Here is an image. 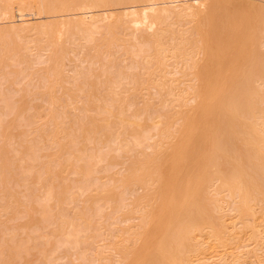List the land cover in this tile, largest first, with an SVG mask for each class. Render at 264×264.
<instances>
[{"label":"bare ground","instance_id":"6f19581e","mask_svg":"<svg viewBox=\"0 0 264 264\" xmlns=\"http://www.w3.org/2000/svg\"><path fill=\"white\" fill-rule=\"evenodd\" d=\"M189 1L0 0V188L4 186L0 190V216L17 214L18 218H23L25 215L24 208V214L19 213L18 200L6 186L12 182L11 168L21 163V174L19 171L17 176L45 185L42 196L35 194L43 198L35 211L42 220L59 223L45 235L34 234L35 240H40L35 246L30 247L29 242H13L14 235L12 244H0V264L22 262L32 248L39 247L37 244L42 243V238L38 252L43 256L52 258V253L61 252L60 247L66 246L67 251L78 247L75 251L87 243L77 259L88 261L89 252H85L92 249L86 247L104 233L100 232L101 222H96L95 218L101 220L106 216H110L112 222L121 217H124L121 221L131 220L132 216L139 218L138 224L123 229L119 237L112 230L110 248L115 251L114 260L121 264H208L206 252L212 249L219 253L218 248L236 241L241 234L248 233L255 241L264 239V6ZM15 11L19 13L16 15ZM27 15H39L41 21L31 22ZM16 16L19 18L15 19ZM59 17L63 19L55 21ZM23 36L27 40L40 36L45 43L38 52H48V57L39 60L49 66L40 73L43 88L50 92L64 79L66 64L63 66L61 60L67 57L65 52L72 45L83 49L86 55L83 60L93 65L101 61L102 55L110 60L109 53L114 55L117 51H122L120 54L127 59V66L113 59V69H107L105 62L98 75L90 66L75 70L71 75L68 73V83L73 82L75 88L86 92L83 96L88 106L86 116L74 117L73 112L69 121L61 118L58 122L55 117H61L64 109L61 113H46L51 125L45 129V146L50 149L57 146L58 150L39 171H36L38 161L42 162L39 148L45 147L39 146L43 143L41 140L30 141L27 158L14 147L16 143L8 147L5 141L21 118L22 98H17V91L20 94L19 84L24 75L21 73L26 66L24 62H28H22L20 70L9 66H17L21 59L30 61L26 50L31 44L20 43L16 38ZM55 36L63 41L58 44ZM131 45L135 49H129ZM22 50L25 53L22 54ZM133 54L140 61L132 59L128 63ZM174 73L181 76L176 77ZM35 77L28 79L31 85ZM100 77L103 80L99 81ZM182 83L184 86H180ZM14 86H18L17 90ZM150 87L166 93L157 94L161 97L159 103L155 98L158 104L145 94L143 105H137L135 93H147ZM95 89L105 93L88 95ZM67 97L72 103L73 97ZM49 100L57 102L53 96H49ZM35 114V117L42 116ZM10 115L14 117L8 120L6 117ZM84 141L94 145L87 149ZM17 145L22 147L20 143ZM105 148L108 150L104 151ZM126 156L129 160L122 164L127 167L120 176L98 175L106 169L101 166L103 162L115 164L111 161ZM67 171L77 176V181L73 180L76 184H66L59 190L54 180ZM73 189L77 192H71ZM22 194L26 201L28 194ZM131 194L134 199L126 202L132 199ZM83 196L88 204L80 207L76 201L80 203ZM69 202L76 205L72 203L68 209L63 203ZM54 205L61 206L55 221L53 209L57 206ZM112 213L121 214L112 218ZM108 227L106 229L111 226ZM38 228L36 233L42 230ZM2 231V236L6 235ZM56 234H61L63 239L57 235L59 239L55 240L58 241L53 240ZM255 250H249L248 255ZM233 255L228 251L217 259L215 254L212 259L215 257L217 261L213 264H239L242 257ZM95 259L107 260L102 264L114 262L103 249L96 252Z\"/></svg>","mask_w":264,"mask_h":264},{"label":"rangeland","instance_id":"374dc122","mask_svg":"<svg viewBox=\"0 0 264 264\" xmlns=\"http://www.w3.org/2000/svg\"><path fill=\"white\" fill-rule=\"evenodd\" d=\"M189 2H192V0H190ZM206 2L208 3V4H210V3H212V4H219V3H225V2H230V3H238V2H243V3H255V4H257V5H261V6H264V1L263 0H206ZM121 11V10H120ZM120 11H117V12H120ZM16 12V15L19 13V11H15ZM38 17H39V15H27V19H29V21H31V22H34V21H41L40 19H38ZM72 17H76V16H72ZM17 18H19V17H17L16 16V18L15 19H17ZM63 18H61V17H59V18H56V20L55 21H59V20H62ZM47 21H50V20H48L47 19ZM17 23H20V21H18L17 20ZM31 36V35H30ZM29 36V37H30ZM27 37H28V35H27ZM17 39H18V41L19 40H21V42L20 43H23V44H25V43H27L28 45L29 44H31V45H29L31 48H28L27 50H26V53H28L29 54V58H30V61L28 60L27 61V59H25V60H23V59H21V61H20V63L19 64H17V66H13V65H11V66H9V68H17L18 70H20V69H22V65H23V63L22 62H24V61H26V62H28V64H26L25 62H24V64L27 66L28 65V67H26V66H23V73H21L22 75H23V78H24V80H23V78L21 77V80H20V82L22 81V84L20 85L19 84V88H20V86H21V92H20V94H19V92L17 91V95H18V97L17 98H19V99H21L22 98V100H21V105H20V116H21V118H19L20 120L19 121H17V124H18V126H16L15 128H13L11 131H10V133H9V137H8V140L6 139L5 141H6V146H8L9 147V145L11 146L12 145V147L14 146V143H16V146H14V147H16L18 150L20 149V155H22L23 157H26L25 155H26V153H27V151H29V145L31 144V142L30 141H32V142H34V143H37V142H35V140L37 141V138H38V140H41V142H43L44 143V145H43V143H39L40 141H38V143L40 144H38L40 147L41 146H45L46 145V143H47V139H46V137H45V129H47V126L49 127L50 125H51V123H50V121H49V119H48V117L47 116H45L46 115V113L47 112H49V111H54V112H66V115L67 116H69V117H67L66 115H63V113H62V115H63V117H62V115H61V117L58 115V117L60 118H58V117H55V120L56 121H58V122H60L61 121V118L62 119H64V121L65 120H68L69 121V118H70V116L72 117L73 116V114H75L74 115V117L75 116H78L79 115V117H81L82 116V118L83 117H85L86 116V110H85V107H88L87 106V103L85 104V101H84V99H83V96H85L86 95V92H83V91H81L80 89V91L78 90V88L76 89L75 87H74V85H72V83L71 82H69L68 83V81L66 80V76H70L71 74H73V73H75L76 71L75 70H80L81 68L82 69H84L85 67L84 66H90L91 68H92V70L95 72V73H97V75L98 74H100L101 72H102V70H103V64L105 63V67L107 68V69H113V64H114V60L113 59H115V60H117V61H119V62H121V64L123 65V66H125L126 65V63H127V59H125L126 58V55H122V54H120V53H122V51H120V52H113V53H115L114 55H111V53H109L110 55H109V57H110V60L109 59H106V58H103V55H102V58H101V61L98 63V64H95V65H93L92 63H90V61H84L83 59H85V54H84V52H82V50L78 47V45H77V47L75 46V45H72L74 48H73V50L71 49L72 48V46H71V50H72V53L70 52V49L69 50H67L66 52H65V57L66 58H64V60H61V63H62V65L64 66L65 64V67H66V71H65V68L63 67V70H64V79H61L60 81H59V86L58 87H56L57 86V84L54 86V88H53V91H49V90H45L44 88H43V84H42V82H41V73H43V71H46V68H48V66H49V63H43V62H40V60L41 61H43V60H45L47 57H48V52H38V50L39 51H41L42 49H43V45L45 44L44 43V41H42V39L40 38V36H32V38L30 37V39L29 40H27V38H26V36H23V38L21 39V38H19V37H16ZM41 39V40H38V39ZM26 39V40H25ZM33 39V40H32ZM55 39L57 40V38H56V36H55ZM23 41V42H22ZM32 41H33V43H35V41H38L37 43H35L34 45H33V43H32ZM42 42V43H40V42ZM58 41V44L59 43H61V41H63V39H61V40H57ZM40 43V44H39ZM26 44V45H27ZM66 45V44H65ZM28 46V47H29ZM132 46V45H131ZM129 46V49H131V48H133V49H135V47L134 46ZM35 47V48H34ZM41 49V50H40ZM79 49H80V52H79ZM32 50V51H31ZM29 51H31V54H30V52ZM84 51V50H83ZM82 52V53H81ZM86 52V51H85ZM23 53H25V51H23L22 50V54ZM37 53V54H36ZM39 53H41L42 54V57L41 56H38V54ZM68 54V55H67ZM80 54V55H79ZM40 55V54H39ZM43 55H45V56H43ZM116 55V56H115ZM39 58H38V57ZM114 56H115V58H114ZM28 58V59H29ZM78 58V59H77ZM40 59V60H39ZM66 59V60H65ZM68 59V60H67ZM104 59H106V60H104ZM122 59L124 60L125 59V61L123 62L122 61ZM129 60H128V63H129V61H131L132 59H134L133 61L134 62H139L140 61V59H139V57L137 58V56H135L134 54L133 55H131V57H129L128 58ZM38 60H39V62H38ZM83 60V61H82ZM112 60H113V63L111 64V62H112ZM121 60V61H120ZM109 61V62H108ZM66 62V63H65ZM22 63V64H21ZM31 64H33V67H30L31 66ZM81 64V65H80ZM19 65V66H18ZM79 65V66H78ZM92 65V66H91ZM101 65H103V66H101ZM67 66H69L70 68H68ZM109 66V67H108ZM127 66V65H126ZM84 67V68H83ZM103 67V68H102ZM26 68H28V69H26ZM39 68H43V69H39ZM26 69V70H25ZM96 69V70H95ZM39 70V71H38ZM38 71V72H37ZM42 71V72H41ZM75 71V72H74ZM41 72V73H40ZM28 73V74H27ZM37 73V74H36ZM70 75H69V74ZM32 74H36L35 76L34 75H32ZM174 74H176V73H174ZM21 75V76H22ZM25 75H29V77L28 76H25ZM177 75V74H176ZM176 75H172V76H176ZM31 76V77H30ZM170 76V75H169ZM181 76V74H179L178 73V75L176 76V77H180ZM26 77H28V78H26ZM32 77H35V79H33L32 81H33V85H31L30 84V82L29 81H31V80H28V79H32ZM39 79V80H38ZM103 80V78H101L100 77V79L98 78V80L100 81V80ZM64 80H66L67 82H65ZM39 82V83H37V85H35L36 84V82ZM27 82H28V84H27ZM71 83V84H70ZM30 84V85H29ZM79 84V83H78ZM184 83H182V85L180 84V86H184L183 85ZM34 86H38V88H34ZM41 86H42V88H41ZM14 88V90H17V88H18V86H14L13 87ZM12 88V89H13ZM26 88V89H25ZM27 88L29 89V90H27ZM60 90H59V89ZM157 89V88H156ZM155 88H152V87H150L148 90H146L147 91V93L145 92V91H143V92H138V93H135V96H136V94H137V98H138V103H137V105H143V97H145V94L147 95L146 97H148V98H150V100L152 99V101L151 102H155L156 104H158L159 102H160V98L159 97H157V94H158V96H162L164 93H166V92H161V91H159V89H157L156 90ZM26 90V91H25ZM32 90V91H31ZM153 91V93L152 92H150V91ZM31 91V92H30ZM56 91H59L58 92V94H57V92ZM99 91L100 90H97V89H95V91H93L92 90V92H88V95H91L92 97H94V96H99L100 94H104L105 92L102 90V92L101 93H99ZM156 91V92H155ZM154 92L156 93V95H153L154 94ZM29 93V94H28ZM44 93L45 94H47L48 93V95H46V97H44L45 95H44ZM142 93H143V95H142ZM13 94H16V91H13ZM161 94V95H160ZM30 95V96H29ZM67 95L68 96H72L73 97V101H72V103L71 102H68L69 100H70V97H67ZM81 97H80V96ZM107 95V94H106ZM49 96H53V97H55V98H57V102L56 101H53V100H49ZM62 97H63V100H62ZM158 98L157 99V101H158V103L155 101V98ZM46 98V99H45ZM35 99V100H34ZM69 99V100H68ZM80 99H82V100H80ZM78 100H80V101H78ZM140 100V101H139ZM45 101V102H44ZM71 101V100H70ZM30 104H29V103ZM61 102V103H60ZM96 102V101H95ZM191 103H193V101H190ZM57 105H56V104ZM70 104V105H69ZM55 105V106H54ZM29 106V107H28ZM39 106H40V108H39ZM61 107V108H60ZM76 107V108H75ZM28 108V109H27ZM44 108H46V109H44ZM58 108V109H57ZM60 108V109H59ZM81 108V109H80ZM31 109V110H30ZM64 109V110H63ZM63 110V111H62ZM67 110H69L68 112H67ZM71 110H73V111H71ZM23 111H25L24 113H22ZM36 111H38V112H36ZM44 111V112H43ZM71 112V113H70ZM74 112V113H73ZM81 112V113H80ZM84 112V114H82ZM92 112V111H91ZM28 113H31L32 114V116H31V114H28ZM35 113H39L40 115H42V116H38V114H37V116L39 117V119H37L38 117H35ZM68 113V114H67ZM73 113V114H72ZM77 113V114H76ZM23 114V115H22ZM55 115H57V114H55ZM81 115V116H80ZM19 116V117H20ZM25 118H23V117ZM31 116V117H30ZM64 116H66V118H64ZM14 117V115H10V116H8V117H6L8 120H10V119H12ZM30 117V118H29ZM40 117H42V118H40ZM24 119V120H23ZM28 119H30L32 122H29L28 121ZM34 121H33V120ZM18 120V119H17ZM26 121V122H25ZM49 121V122H48ZM31 123V124H30ZM43 124V125H42ZM28 125V126H27ZM40 125H41V127H40ZM37 126H39V127H37ZM37 127V128H36ZM46 127V128H45ZM55 127V126H54ZM40 128V129H39ZM15 129V130H14ZM36 129V130H35ZM38 129V130H37ZM31 131V132H30ZM39 133V134H38ZM19 136V137H18ZM37 136V137H36ZM42 137V139H40L41 137ZM18 137V138H17ZM36 139H35V138ZM40 137V138H39ZM20 138V139H19ZM154 138L156 139L157 138V136H154ZM14 139V140H13ZM25 139V140H24ZM31 139V140H30ZM9 140H11V141H9ZM44 140V141H43ZM8 141H9V143H13V144H9L8 143ZM21 141V142H20ZM1 143V142H0ZM18 143H20L21 144V146L22 147H20L19 145H17ZM84 143L86 144V147H87V149L88 148H91L93 145H94V143H90V142H88V141H84ZM90 143V144H89ZM33 144V143H32ZM113 145H115V144H113ZM32 146V145H31ZM54 146V145H53ZM97 146V148L100 146H98V145H96ZM46 147V146H45ZM45 147H42L43 149L45 148ZM101 147V146H100ZM99 147V148H100ZM11 148V147H10ZM42 148H39V151H41V153H40V161H42L41 163L38 161V165H37V167H36V171H39L38 169H40V170H42L41 169V166H43L42 164H44L45 162V164L47 165L49 162H50V160L55 156V154H56V152H57V150H58V148H57V146H54L53 147V149H50L48 146L46 147V149H42ZM51 148H52V146H51ZM104 148V147H103ZM106 150H108V149H104V151H106ZM117 152H114V154H116ZM9 155H10V153H9ZM45 155V156H44ZM41 156H42V158H41ZM27 158V157H26ZM129 157H120L118 160H112L111 161V163L112 162H116L115 164H111V165H107L108 164V161L107 162H103L102 163V167H104L105 166V170L104 171H102V172H99L98 173V175H100V176H106V177H109V176H112V175H115V176H120L121 175V173H122V171L124 172V170H125V168L127 167V164H125V165H123L124 163H123V161L124 160H129L128 159ZM44 159V160H43ZM48 161V162H47ZM118 162V163H117ZM20 163V162H19ZM40 163V164H39ZM123 163V164H122ZM106 164V165H105ZM19 165L20 166H23V164L21 165V163L20 164H16L15 166H13L12 168H14V169H12L11 168V171H10V176H11V180H12V182L11 181H9V183L11 184V186L9 185V183H7L6 184V186H7V188H9L13 193H14V195H15V197L17 198V200H18V203H19V213L21 214V212H25V210H26V212H25V215H27V216H25V215H23L24 214V212L22 213V215H23V218H22V216L20 217L19 216V218L17 217L18 215L16 214V216H4V217H1L0 216V227L2 226V224H4L3 225V227H1L0 228V240H1V238L3 239V242H1L0 241V244H12V242H10L12 239V237H13V235L15 236L14 237V240H12L13 242H29V243H27V245H29L30 247H32V246H35L36 245V243H39L40 242V240H35V235H45V234H47V233H49V231H52L59 223H58V221L56 220L57 218H56V216L60 213V205H54L56 208H54L53 209V213H54V218H53V220L55 221H53L54 223H52V222H49V221H44V220H42L41 219V216H40V213L39 212H36V211H38V207H39V205L42 203V197H40V196H42V194L44 193V187H45V185L44 184H42V183H40V182H38V181H36V180H34V179H29V180H27V181H24V179L22 180L21 179V176L18 174V176H17V173L20 171V174H21V169H20V167H19ZM115 166V168L113 167V166ZM117 165V166H116ZM100 166V167H101ZM99 167V168H100ZM17 168H19V169H17ZM121 168H122V170H121ZM124 169V170H123ZM109 171V172H108ZM119 171H121L120 173H119ZM69 173V171H67V173H65V174H63V177H66V179H64L63 177H58L57 178V181L59 180L60 181V183L58 184V182L57 181H55L54 180V183L57 185V189H61V188H63V187H66V184L67 185H71L72 186V184H76L75 182L77 181V176H74V174L73 173H70V174H68ZM120 174V175H119ZM45 176H47V175H45ZM72 177V178H71ZM106 177H105V179H106ZM22 180V181H21ZM66 180V181H65ZM75 182H74V181ZM65 181V182H64ZM16 182V183H15ZM38 183V185L37 184H35V183ZM30 183H31V185H30ZM21 184H23L22 185V187H21ZM28 184V185H27ZM32 184L33 185H36V186H33L32 187ZM24 186H26V187H24ZM42 186V187H41ZM60 186V187H59ZM31 187V188H30ZM4 188V186L2 185L1 186V188H0V190L1 189H3ZM12 188H14V189H12ZM25 188H26V190H25ZM41 188H42V190H41ZM27 189H30V191H29V193H31V194H29L28 192H26L27 191ZM38 189V190H37ZM35 190V191H34ZM61 190H63V189H61ZM20 191H24V192H21L20 193ZM33 191V192H32ZM41 191V192H40ZM142 191V189H139V192H141ZM35 192V193H34ZM43 192V193H42ZM71 192H77V191H75V189H73V191H71ZM22 193H24V195L26 196L27 194V196L29 197V196H31L30 197V199L26 196L25 198H26V201H25V199H24V196H23V198H22V196L21 195H23ZM32 194H33V196H32ZM35 194L36 195H39L40 194V196H36L35 197ZM0 195H2V193H0ZM66 195H69V193H66ZM66 195H64V197L66 198V197H68V196H66ZM1 197L2 196H0V200H1ZM19 197H20V199H19ZM129 197L130 198H132V199H127L126 200V202H131L133 199H134V196L131 194V195H129ZM36 198L38 199V201L36 200ZM40 198V199H39ZM27 199L28 200H31L30 202H28L27 201ZM35 201V202H34ZM82 201V202H81ZM85 201V197L83 196V197H81L80 198V203H78L77 201H76V203L78 204V206H79V204H80V207H82V206H85V204H88V202H84ZM25 202H27V203H25ZM37 202V203H36ZM53 203V202H52ZM73 203V202H72ZM72 203H68L67 205L66 204H64L63 203V205H65V206H68V209H70L69 208V205L70 206H73L75 203H73V205H72ZM85 203V204H84ZM22 205V206H21ZM29 205V206H28ZM62 205V206H63ZM76 205V204H75ZM24 206V207H23ZM75 207V206H74ZM73 207V208H74ZM25 210H24V209ZM36 210V211H35ZM55 210V211H54ZM73 210V209H72ZM27 211H29V214H27ZM34 211H35V213H34ZM108 211H110V210H108ZM36 213H38V214H36ZM58 213V214H57ZM19 214V215H20ZM118 214H121V213H117V214H114L115 216H118ZM110 215V214H109ZM113 215V213L111 214V217L112 216H114ZM25 216V217H24ZM115 216H114V218H115ZM10 217L13 219V220H9L10 219ZM107 217V216H106ZM106 217H101V220H100V218H98V217H96L95 219H96V222H101L99 225H101L100 226V232L102 231V232H104L103 234H101L100 236H102V237H100V238H98V239H96L93 243H92V245L91 244H89L90 245V247H89V245H88V247H86V249H88V250H90V249H92V251H94L93 253H92V251H86V250H84V251H86L85 253H92V254H87V259H88V261L87 260H85V259H77L80 255H79V253H80V251H82L83 249H85L84 247L87 245V243H86V245L84 246V245H81V246H84V247H80V249H82V250H80V249H78V250H75V251H73L74 249H77V248H72V249H69L68 251L66 250L67 248H64V247H66V246H64V247H60L62 250H61V252H59V251H57V252H54V255H53V253H52V258L51 257H45V256H43L42 254H40L39 252H38V249H39V247L42 245V243H43V241H44V238H42V243H40V244H37L39 247L38 248H32L31 250H30V254L29 255H27L26 256V258L24 259V260H22V262L21 261H15L14 262V264H73L74 262V264H102V263H105L107 260H104V259H102V260H96L95 259V256H96V252L99 250V249H103V251L106 253V254H108L110 257H111V259L114 261L113 262V264H121V263H119L118 261H115L114 259H116V254H114L115 253V251H113L111 248H110V243H111V234H112V230H114V235H116V236H121V234L122 233H124V231H123V229H126V228H130L131 226H135L136 224H138V222H139V218H137V216H132L133 218H131V220H130V218H129V220L128 219H126V220H128V221H126V220H123V221H121V219H124V217H121V218H119V219H117V221H116V219H115V221L114 222H112L113 221V219H110V216H108L107 218ZM119 217V216H118ZM136 217V218H135ZM17 218V219H16ZM25 218V219H24ZM109 218V219H108ZM113 218V217H112ZM5 219H7V220H4ZM15 219V220H14ZM99 219V220H98ZM106 219H108L107 221H105ZM111 220V221H110ZM41 221H43V222H41ZM103 221V222H102ZM125 221V222H124ZM40 222V223H39ZM46 222H49V223H46ZM123 222V223H122ZM44 224V226H43V224ZM106 223H109L108 224V226L110 227V229H106L108 226H107V224ZM111 223H113V224H111ZM35 224V225H34ZM48 224H51V225H49L48 226ZM55 224V225H54ZM34 225V226H33ZM38 225V226H37ZM33 226V228L31 229V227ZM41 226H43L42 228H41ZM45 226H46V228H45ZM52 226V227H51ZM106 226V227H105ZM113 226V227H112ZM20 227H24V229H25V227H26V229L24 230V229H22V228H20ZM36 227H39L38 228V230H40V229H42L41 231H43L42 233H40L41 231H37V233H36ZM103 227V228H102ZM105 227V228H104ZM108 227V228H109ZM118 227H119V231H118ZM30 228V229H29ZM117 228V229H116ZM3 230V231H2ZM47 230H48V232H47ZM104 230V231H103ZM116 230V231H115ZM121 230V231H120ZM1 231L2 232H6L5 234L6 235H4V236H2L3 235V233H1ZM14 231V232H13ZM34 231H35V233H34ZM24 232V233H23ZM46 232V233H45ZM116 232H118V233H116ZM12 233H14V234H12ZM11 234V235H10ZM35 234V235H34ZM9 237H8V236ZM57 235H59V234H56V235H54V237H53V240H55V239H59V237L61 238V240L63 239L62 237H61V234L59 235V237H57ZM2 236V237H1ZM26 236H28V237H26ZM105 236V237H104ZM115 236V237H116ZM241 236H242V238H241ZM8 237V238H7ZM29 237H31V239H29ZM104 237V238H103ZM115 237H113V238H115ZM240 238H241V240H240ZM24 239H25V241H24ZM28 240V241H27ZM61 240H59V241H61ZM240 240V241H239ZM55 241H58V240H55ZM238 241V242H237ZM231 242H236L234 245H233V243H231ZM231 242H228V244H227V246H225L224 248H218V251H219V253L215 250L214 252H213V250L212 249H210L208 252H206L205 253V257H206V260H207V258H209V261L207 260V263L208 264H213V262L214 263H216V261H217V259H219V258H217V257H220V256H222L223 254H227L228 253V251H229V253H233L234 255H233V257H242L241 259H240V262H239V264H264V239L263 238H261L260 240H258V241H255V240H252V239H250V237H249V235H248V233H246V234H241L240 235V237L236 240V241H231ZM33 244V245H32ZM248 244V245H247ZM246 245V246H245ZM255 246H257V247H255ZM260 246V247H259ZM95 247V248H94ZM229 247V248H228ZM230 247H232V248H230ZM240 247L242 248V249H240ZM59 248V249H60ZM257 249V250H255V253H252V254H250V255H248V252H249V250H253V249ZM261 248V250H259ZM112 250V251H110V250ZM216 249V248H215ZM238 249V250H237ZM58 250V249H57ZM232 250V252H230ZM259 250V251H258ZM56 251V250H55ZM83 251V252H84ZM50 252L51 251H49L48 252V256H50ZM111 252H113V253H111ZM209 252H211V253H209ZM222 252V253H221ZM82 253V252H81ZM209 253V254H208ZM114 254V255H113ZM215 254H216V258L215 257H213V259H212V256H215ZM39 255H41V257L39 256ZM64 255V256H63ZM75 255V256H74ZM91 255H92V258L94 259H92L91 258ZM220 255V256H219ZM231 254H228V256H230ZM73 256V257H72ZM211 256V257H210ZM65 257H66V260H64L65 259ZM75 257V258H74ZM114 257V258H113ZM47 258H48V260L49 261H52V262H49V261H47ZM51 258V259H50ZM57 260H56V259ZM63 258V259H62ZM81 258V257H80ZM212 260H211V259ZM232 258V257H231ZM253 258V259H252ZM61 259H62V261H61ZM82 260H85V262L84 263H82ZM211 260V261H210ZM26 261V262H25ZM29 261V262H28ZM40 261H41V263H40ZM42 261H43V263H42ZM56 261V262H55ZM65 261V262H64ZM58 262H60V263H58ZM90 262V263H89ZM235 264H238V263H235Z\"/></svg>","mask_w":264,"mask_h":264}]
</instances>
